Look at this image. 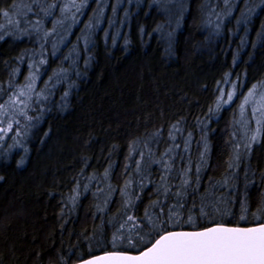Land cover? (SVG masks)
<instances>
[{
    "label": "trees",
    "instance_id": "16d2710c",
    "mask_svg": "<svg viewBox=\"0 0 264 264\" xmlns=\"http://www.w3.org/2000/svg\"><path fill=\"white\" fill-rule=\"evenodd\" d=\"M28 2L0 0V9H7L11 19L23 20L13 5ZM183 2L187 11L182 27L176 30L171 50L167 32L176 27L175 9L163 12L154 0H102L105 19L95 33L94 45L87 49L81 30L97 7L95 0H89L84 15L79 17L80 23L71 28L70 34L61 29V34L65 32L66 36L63 45H58L52 35L48 37L44 43L48 46L46 55H40L42 41L34 33L31 37H6L0 41V84L5 88L10 79L18 84L25 82L31 60H47L46 65L40 66L38 90L44 88L59 68L68 70V78L56 85L44 103L49 111L26 139L25 147L29 150L26 163L17 164L24 155L22 149L13 150L11 158L0 159V176L4 177L0 180V264H60L56 254L60 250L67 255V250L76 245L79 251H87L83 235L91 236L97 229L99 236L101 221L115 215L120 208L119 188L134 172L135 160L139 159L138 155L129 159L133 142L138 150L146 152L140 140L157 130L160 134L150 145L155 153L153 159H159L173 144L169 136L172 131L175 143L180 145L175 167H186L190 161L193 179L196 167L201 165L206 140L207 166L201 165L200 191L207 189L211 181L216 184L217 197L235 196L236 202L228 206L237 219L241 213L244 170H255L256 183L248 193L249 210L255 211L264 195V188L259 186L260 173L264 172V139L253 145L250 157L241 159L239 192H233L223 185V180L235 171L229 168V163L237 139L232 135L237 130L233 122L240 118L238 109L242 97L225 105L217 114L210 115L209 109H215L222 91L226 94L231 90L228 81L241 85L240 92L245 94L252 84L264 82V40L257 38L264 26V9H258L248 25H238L244 2L230 0L234 6L232 14L224 19L216 34L215 24L207 23L209 19L215 22L216 16L208 13L224 10L223 0ZM60 15L57 9L45 27L52 29L50 20ZM28 18L34 19L31 13ZM6 19L0 13V25ZM109 20L115 21L111 28ZM117 30L119 37H116ZM105 31L109 32L107 41ZM61 34L56 37H62ZM89 56L92 59L86 66L84 61ZM74 68L86 75L78 77ZM16 69L19 75L13 76ZM69 84L74 86L69 88ZM65 91L69 95L63 104L61 98ZM177 122L179 132L172 129ZM49 129L51 132L45 138L44 133ZM11 136L6 143H12ZM185 142H188L187 151ZM126 165L128 175H125ZM110 166V177L105 179L104 172ZM150 173L157 183L163 174L157 164L152 165ZM93 175L96 179L89 182L88 178ZM252 178L250 175L249 179ZM77 182L82 188L90 183V188L72 208L67 197ZM172 182L178 183V180ZM109 184L117 191L105 215L96 208L103 197L98 199L93 193L98 187L106 190ZM156 198L154 185H149L133 214L142 216L145 207ZM112 231L105 225L104 243L110 241Z\"/></svg>",
    "mask_w": 264,
    "mask_h": 264
},
{
    "label": "snow or ice",
    "instance_id": "6c2138e0",
    "mask_svg": "<svg viewBox=\"0 0 264 264\" xmlns=\"http://www.w3.org/2000/svg\"><path fill=\"white\" fill-rule=\"evenodd\" d=\"M97 7L84 24L82 31L83 45L87 49L94 45V36L101 23L104 22L105 8L102 0H95ZM244 10L241 12L237 24L248 25L258 9H264V0H243ZM89 0H29L28 3L17 8V15L21 19H11L7 9H0L7 19V26L0 25V41L6 37L21 39L31 37L33 33L42 41L41 48L50 35L57 32V29H65L69 34L71 28L78 23L79 17L84 15V9L88 7ZM160 10L171 12L175 9V29L167 32L168 48L171 50L174 44L176 30L182 27L184 13L187 11L183 0H154ZM225 9L220 12L215 10L208 13L215 14V22L209 19L207 23L215 24V33L219 34L224 19L231 16L233 5L230 0H223ZM57 9L60 18L51 19L52 29L45 27L49 18H53ZM116 8H113L115 13ZM31 13L34 19H29ZM23 23V27L21 26ZM115 21L109 20V28L113 27ZM172 20L168 21L171 26ZM11 27V31L8 28ZM158 26L157 31H160ZM120 32L117 30L116 37ZM105 41L109 38V32L105 31ZM258 40H264V26L262 31L257 33ZM80 40V37L77 38ZM63 38H61L62 42ZM116 39L113 38V44ZM243 43V41H242ZM128 41H125V45ZM256 45H253L255 47ZM54 51L56 46H53ZM174 54V53H172ZM67 59V57L65 58ZM92 57L85 60L89 65ZM75 61L73 64L75 65ZM235 64L236 61L234 60ZM47 60L41 59L39 64L29 65V75L25 77L23 84L8 81L7 88L0 84V97L7 95V99L0 103V159L11 158L13 150L22 149L24 155L17 161L18 166L24 165L27 161L28 149L25 147L27 137L31 131L37 128L47 111L44 103L52 94L56 85L63 83L68 78V70L59 68L45 82L44 88L38 90L37 81L40 79V66L46 65ZM76 75H86L78 68L73 69ZM13 76L19 75V69L14 70ZM230 75V74H229ZM239 80V77H237ZM54 81V82H53ZM231 84V90L226 94L222 91L217 98L215 109H209V114H217L223 107L235 99H241L239 104V120H234V127L237 129L232 133L236 137L233 149L234 155L230 160L229 168L235 169L225 177L223 185L228 186L233 192H239L237 181L239 176V163L242 158L250 157L253 145L264 139V82L252 84L247 94L240 92L241 85ZM69 84V88L73 87ZM68 91L62 96V103L66 104ZM35 111V115L29 113ZM23 121V123H21ZM255 125L253 128L252 125ZM175 132H179V122L172 125ZM12 143H6L9 133ZM51 132L44 133L48 137ZM159 130L140 140L147 151L138 150L136 142H133L129 159L138 155L135 160L134 172L124 181L119 188L121 205L117 213L107 219H103L99 225V236L97 229L93 230L91 236L84 234L83 239L87 241V251H79L76 245L71 246L65 255L63 250L57 252L60 264H264V195L261 196L255 211L249 210L248 193L249 189L256 183L255 170L247 168L243 174V199L240 201L241 213L237 218L230 203L236 202V197L230 195L228 198L215 195L216 184L209 183V187L203 192L201 188L202 166H207L204 160L207 154V142L205 140V152L201 153V165L195 170V179L192 175V166L189 161L186 167L176 168L175 163L178 157L179 144L175 143L176 136L169 132L173 144L160 154L159 159H153L155 153L150 145L154 143V137L158 136ZM191 136V133H189ZM44 143V140H41ZM185 151L188 150V142L184 144ZM182 160L183 158L180 157ZM153 164L160 166L162 175L159 182L151 179L150 169ZM110 168L104 172V178L110 177ZM128 166L125 168V175H128ZM252 179H249V176ZM138 177V179H137ZM4 177L0 176V180ZM89 182L95 180L93 175ZM178 180V183H173ZM219 184L220 182H216ZM149 185H154L156 199L150 201L145 207L143 215L133 214L137 203L143 199V195ZM264 188V172L260 173V185ZM90 183L84 184L83 188L79 182L76 183L67 200L75 208L80 198L89 191ZM139 192H136V189ZM117 191L111 184L107 189L98 187L93 193L98 199L102 196V202L96 205L98 212L107 214L108 206L112 202V196ZM172 200L169 203V200ZM197 200L199 204H197ZM191 203V207L187 205ZM105 225L114 229L108 243L103 242ZM95 244V247H94ZM98 253V254H97Z\"/></svg>",
    "mask_w": 264,
    "mask_h": 264
},
{
    "label": "rangeland",
    "instance_id": "374dc122",
    "mask_svg": "<svg viewBox=\"0 0 264 264\" xmlns=\"http://www.w3.org/2000/svg\"><path fill=\"white\" fill-rule=\"evenodd\" d=\"M9 18H10V17H9ZM7 19H8V18H7ZM7 19L4 20V21L2 22V25L7 26ZM52 27H53V26H52ZM10 29H11V27L8 28V30H10ZM0 31H2V30H0ZM61 31H62V30L58 28V29H57V32H56L55 34H53L54 36L52 35L53 40H56V39H57L56 42H58V43H57L58 45H63V43L66 42V36L63 35V34H65V32L61 34ZM58 33L61 34L62 37H63L62 42H61V38H62V37H59V38L56 37V35H57ZM57 44H56V45H57ZM47 50H48V46H47V44H44L43 49L40 48V50H39L40 55H41V54H45V55H46V54H47ZM40 60H41V58H40V59H37V60H31V61H30V65H32L33 63H35V64H39ZM29 69H30V67H29ZM31 70H33V69H31ZM28 75H29V73H28ZM28 75H27V76H28ZM27 76H26V77H27ZM38 81H39V80H38ZM38 81H37V86H38ZM6 99H7V97H6L4 100H6ZM4 100H2V101L0 100V103H3ZM29 114L32 115V112H30ZM21 123H22V121H21ZM11 135H14V132H13V133H9V136H11ZM31 136H32V133H31L27 138H29V137H31Z\"/></svg>",
    "mask_w": 264,
    "mask_h": 264
}]
</instances>
